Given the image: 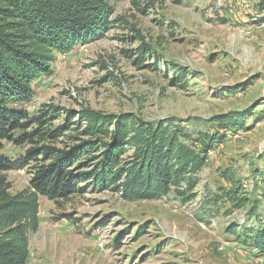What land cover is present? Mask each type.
I'll list each match as a JSON object with an SVG mask.
<instances>
[{
	"label": "rangeland",
	"instance_id": "374dc122",
	"mask_svg": "<svg viewBox=\"0 0 264 264\" xmlns=\"http://www.w3.org/2000/svg\"><path fill=\"white\" fill-rule=\"evenodd\" d=\"M261 5L262 0H112L109 29L57 54L52 74L35 83L25 106L30 114L44 104L132 112L147 121L176 120L197 136L210 129L212 116L237 111L245 128L208 152L191 200L171 191L129 201L83 181L65 199L39 197L26 264H264V255L226 231L253 224L248 205L236 202L264 188L258 181L264 171ZM140 38L150 52L134 65ZM177 71L185 72L184 87L170 85ZM23 150L4 142L3 153L13 160ZM31 170L5 171L11 192L28 185ZM234 189L238 194L229 195Z\"/></svg>",
	"mask_w": 264,
	"mask_h": 264
},
{
	"label": "trees",
	"instance_id": "16d2710c",
	"mask_svg": "<svg viewBox=\"0 0 264 264\" xmlns=\"http://www.w3.org/2000/svg\"><path fill=\"white\" fill-rule=\"evenodd\" d=\"M260 9L264 12V0ZM112 11V0H0V264L27 263L29 233L38 227L39 197L65 199L79 192L83 181L115 190L129 201L171 191L182 201L191 200L208 152L244 127L237 111L212 116L210 129L197 136L176 120L147 121L132 112L44 104L30 114L25 106L35 83L52 74L57 54H67L109 29ZM140 39L134 65L144 63L150 52ZM184 76L177 71L170 85L184 87ZM5 141L23 147L22 155L13 160L4 154ZM29 165L28 185L11 192L5 171ZM260 175L258 181L264 183V171ZM235 189L229 195L236 196ZM245 193L236 206L248 205L254 222L226 231L264 255V188L258 196Z\"/></svg>",
	"mask_w": 264,
	"mask_h": 264
}]
</instances>
